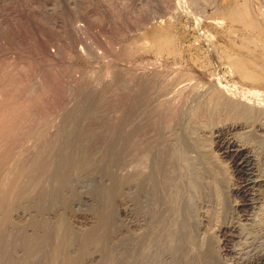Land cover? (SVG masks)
Returning a JSON list of instances; mask_svg holds the SVG:
<instances>
[{
  "label": "rangeland",
  "instance_id": "obj_1",
  "mask_svg": "<svg viewBox=\"0 0 264 264\" xmlns=\"http://www.w3.org/2000/svg\"><path fill=\"white\" fill-rule=\"evenodd\" d=\"M241 6L264 27V0H0V264H197L204 243L218 258L217 225L236 215L230 163L216 155L214 137L196 130L207 120L189 122L200 108L186 102L190 94L183 97L188 92L179 90L177 75L193 76L201 93L221 81L251 104H264V87L255 89L227 62L245 51L264 68V30L238 20ZM141 83L152 84L153 101L137 95ZM183 103L190 109L182 113ZM137 110L143 125L131 116ZM135 125L146 131L140 139L130 136ZM244 133L237 137L264 162V139ZM128 139L146 152L143 171L157 165L161 148L188 164L173 191L182 198L173 206L177 237L153 229L163 219L154 204L136 203L135 149L128 145L120 157ZM81 151L84 164L75 155ZM212 166L210 178L221 179L222 192L210 226L197 236L196 219L187 223L185 213ZM247 231V243L264 252V216Z\"/></svg>",
  "mask_w": 264,
  "mask_h": 264
},
{
  "label": "bare ground",
  "instance_id": "obj_2",
  "mask_svg": "<svg viewBox=\"0 0 264 264\" xmlns=\"http://www.w3.org/2000/svg\"><path fill=\"white\" fill-rule=\"evenodd\" d=\"M261 12H262V10H261ZM235 13L237 14V16L239 18L238 20L242 21V23L245 25V27L251 29L252 31H255L256 33L262 34V32L264 30L262 23L257 18H255L254 16H252L248 13L246 6H244V7L241 6V8L237 9V11ZM244 49H246V48H243L241 50H244ZM256 54H258V53H256ZM230 55H231V53L229 54V56ZM235 56H236V54H235ZM235 56H234V58L231 56L228 58L229 60H227L228 63L232 64L234 73H236L241 79H243L245 81H252V84L254 83L255 89H257V88L261 89L260 87H264V68L261 65L262 63L260 61L257 62L254 58H251L250 56H248V54L245 51H242V53H239L236 57ZM188 72H189V70H188ZM177 76H179V77L181 76L180 79L178 77V80H179L178 82L182 85L181 89H179V90L182 91V94H183V91L188 92L187 96H185L184 95L185 93H184L183 97H185V99H187L188 95L190 94V96L188 97L186 102L192 100L195 103V106L197 107V109L199 110V108H200V110H199L200 112H199L198 116L195 113L193 114V112L191 111L192 109L190 110L191 113L189 112L190 114L188 113V115L191 116V114H193L194 117L192 115L190 118H192V117L193 118L189 122H192L193 120L194 121L195 120L196 121L202 120L203 122H206V120H207V123L197 122L196 130L198 129L200 131V133H202L203 135L205 133L210 134L212 139L214 137L212 144L214 145L216 155L219 157L220 160H223L222 158H226L227 159L226 161L228 163H230V168H231V173H232V178H233L232 179L233 181H231L233 183V185H231V186H233V188L231 189V193H232L231 197L233 200H235L232 203V204H234V206H232V207H233L234 213L236 215L232 221H230V222L227 221L228 223H219V225H217L218 226L217 227L218 233H220V236L218 235V233H217V235L215 234L216 237L219 239L218 240L216 238V240H218V242L220 244V248H218V258L214 257V254L212 253V251L208 247V246H210V244L204 243L203 247H197V264H224L222 258L224 260H227L226 257H228L234 264H264V252L257 250L256 247H254V245L252 243H251L252 244L251 245L250 243H247V241H246V240H248V238H250L249 236H247L248 235L247 232H249V231H247V229L253 230L255 227H257L259 224V219L262 216H264L263 215L264 214V162L262 161L261 154H259L257 152V150L255 149L253 144L243 142L242 139L240 140L237 137L238 134H241L244 132L245 133L252 132L253 135L264 139V122H261L262 119L260 120V118H259V116L260 117L262 116L264 118V104H261V103L260 104L259 103L251 104L250 101L248 100L247 96H244V97L238 96L236 93L237 91L234 92L233 89H232L233 91L230 90L231 88L228 89L226 87V85L224 86L220 83L221 81L220 82L217 81L215 83L212 82V84L209 86L208 90L205 93H201L200 88H199L200 85L199 86L196 85L195 82H194V84H192V81H194V79H195L193 76L184 75V73L182 75H177ZM179 83H178V85H179ZM143 84H144V86L141 87L142 93L137 94V95L139 97H141L142 102L145 104V101L149 100L150 94L152 95V93H153V92L149 93L151 88H153V86H151L152 84H150V83H143ZM143 84L141 83V85H143ZM175 87L177 88V86H175ZM171 91H173V90H171ZM174 91H176V90H174ZM181 91L179 94H181ZM163 92L164 91H162V93ZM167 92L170 93V91H167ZM177 93L178 92H175L174 94L176 95ZM257 93H259V92L252 93L251 96H254V94L256 96ZM153 94L157 95V93H155V91ZM212 95L215 96L214 99H216V97L217 98L219 97L220 100L218 102H216V100L214 101L212 99L213 101H211ZM263 95H264V92H263ZM158 96L156 98H158ZM179 96L181 97V95H179ZM153 97H154V95H153ZM174 97H178V95H176ZM180 97H179V99L178 98L176 99L178 102L181 101ZM167 98H168V96H167ZM170 98H172V97H170ZM170 98H168V99H170ZM150 99H152V96L150 97ZM257 99H259V98H257ZM157 100H160V99L158 98ZM152 101H153V99H152ZM166 101L167 100L164 99L165 104H166ZM150 102H149V104H150ZM156 102H154V103H156ZM167 102H169V101H167ZM172 102H175V100H173ZM184 102H185V100H184ZM260 102H262V101H260ZM149 104H148V106H149ZM183 105H184V103L181 106L182 107V113L184 111H188V109H190L189 108L190 106L187 107L188 109H186L185 108L186 106L184 107ZM221 105H224V108L222 110L217 111L214 114L209 113L210 111L220 107ZM152 106H154V105H152ZM166 107H168V106H166ZM156 108L154 107L153 110L154 109L156 110ZM183 108H185L186 110L184 109V111H183ZM150 110L153 111L152 109H150ZM163 110H164L163 112H165V109H163ZM147 111H149V110H147V108H146V112ZM180 111H181V109L179 110V112ZM182 113H181V115H182ZM142 114H144V113H142ZM150 114H152V112ZM153 114H155V112H153ZM157 114H159V113H157ZM157 114H156V116H157ZM184 114H186V113H184ZM133 115L136 119H138L139 122L141 121L142 116H140L141 115L140 110H137L133 114H131L132 117H133ZM154 116H152V117L154 118ZM169 116H168V119H169ZM172 116H174V115H172ZM178 116H180L179 113H178ZM180 117L177 120H181ZM150 118L151 117H149V119ZM146 119L148 121V118H146ZM174 119H175V116H174ZM184 119L190 120L188 118L187 119L184 118ZM133 120H134V118H133ZM133 120H131L132 126L134 125L133 123H135V122H133ZM169 122H170V120H169ZM187 122L188 121H186V123ZM144 123H145V121H144ZM137 124H139V123H137ZM180 124H181V122H180ZM188 124H190V123H188ZM207 124L212 125L211 128H206ZM145 125H146V123H145ZM150 125L148 124L147 126L150 127ZM136 126H138V127H136ZM180 126H182V125H180ZM125 127L126 126H123L122 128H125ZM134 127L135 128H134L133 132L130 131V132H132V134L130 136L133 137L135 135L134 138L140 139L145 130H144L143 126L135 125ZM127 129H130V128H127ZM161 130H163V129H160V131ZM127 132H129V130H127ZM127 132L125 129V132L123 131L122 134L123 133L127 134ZM125 134H124V136H125ZM146 134H144V135L146 136ZM130 136H129V138H130ZM153 136L151 135L152 138H153ZM125 140L126 139H124V142H125ZM144 140H146V138ZM144 140H143V142H144ZM128 141H129V139H128ZM129 142H130V144L127 143L123 146V151L120 152V153H122L120 155V157L122 159V155L126 152V150H128L130 148V147L127 148L128 145H130L132 147V149H135L133 152L135 153V157L137 160L136 164H138L137 165L138 168H136L137 166L135 165L136 166L135 168L137 170L135 169L136 173L134 172L135 173L134 177L136 178V181H135L136 182V186H135L136 203L138 205H144L145 208L149 207V205L154 204L156 212L159 214V216H162L163 219L160 223H158L156 225H154L155 223H153V225H154L153 229H158L159 231L164 232V234H167L168 236L177 237V235H179L178 234L179 226H178V228L176 226L179 223H176L177 220L175 221L174 220L175 218H173V213H174L173 206L175 204V201H178L177 199L180 198V196H178V198L176 199L177 195L175 196V193H176L175 190L177 188L179 189V187H180L178 182L180 180L183 181L182 175L187 173L190 170L188 164H185V163L182 164L181 163L182 166L179 164L181 167L178 168L179 165L177 164V161L174 158V153H171L170 151H167L166 149L163 150V148L159 147L161 149H157L158 151L156 152L159 155L157 165L155 167L153 166L151 171H150V169L143 171L144 169H142L140 167L141 164L139 163V161H140L141 156L145 155L146 152H142V153L139 152L135 147H133L131 145V141H129ZM262 142H264V141H262ZM136 145H143V144L140 140V142H137ZM162 146H164V145L162 144ZM172 146L174 147L175 145H172ZM120 148L122 149V147H120ZM137 148H140V146H137ZM155 148L156 147H154V149ZM194 150H196V149H194ZM183 151H185V150H183ZM189 151L187 150V152H189ZM197 151L200 152V150H198V148H197ZM131 152H132V150H131ZM151 152H153V149L148 148L147 153L150 154ZM174 152H175V150H174ZM127 154L128 153H126L125 155H127ZM153 154H155V153H153ZM75 155H78L80 157L82 164H84L86 162L85 159L87 157L85 156L84 153H82V151L80 153L76 152ZM67 159L69 160L68 156H67ZM121 159L119 158L120 161H121ZM127 160L128 159H125V161H127ZM134 160H135V158H134ZM66 163H67V160H66ZM123 164H125V163H123ZM211 168H213V166L209 167V168L206 167V171L203 170L204 174L206 176L208 175V177L205 178L206 180H204L202 182V185H200V186L204 187V192L199 191V193L202 192L201 194H199L200 196L198 195L199 198L195 199L193 201V203L191 202V204L189 203L190 201L188 202L191 205L192 209H190V211L185 213L187 223L190 224L191 221L193 220V218L196 219L197 236L202 234L201 232L203 230H207V228L210 226L211 220H212L210 212H211L212 208L214 207V205L216 203H218V202H216V198L219 199V196L222 192L221 191L222 190L221 189L222 183L220 181L221 179L217 180V179H212L213 177L210 178L212 175L216 174V173L214 174V169H211ZM140 176H145V182L144 183H142L140 181ZM183 185L181 186V188L183 187ZM206 188L208 189V191L206 190ZM229 188H231V187H229ZM180 194L185 195L182 193H180ZM195 195H197V194H195ZM184 197H183V200H184ZM180 199H182V198H180ZM183 205H185V204H183ZM137 215H136V219L139 220V216H137ZM184 218H185V216H184ZM137 220H136V222H138ZM187 223L185 225H188ZM181 225H183V224H181ZM181 227H183V226H181ZM184 228L187 229V227H184ZM204 233H206V232H204ZM186 234H187V232H186ZM250 236H251V234H250ZM190 237H191V234H190ZM192 240H193V238H192ZM192 240H190V241H192ZM251 252H254L252 256H251ZM146 256L147 255H145V258H146ZM138 257H139V255H138ZM140 261H141V259H140ZM0 262H1V260H0ZM136 262H137V258H136Z\"/></svg>",
  "mask_w": 264,
  "mask_h": 264
}]
</instances>
